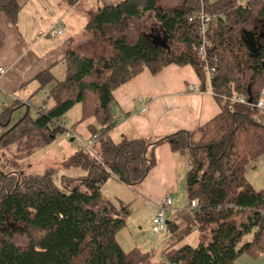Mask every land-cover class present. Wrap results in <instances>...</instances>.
<instances>
[{"label": "trees", "instance_id": "16d2710c", "mask_svg": "<svg viewBox=\"0 0 264 264\" xmlns=\"http://www.w3.org/2000/svg\"><path fill=\"white\" fill-rule=\"evenodd\" d=\"M62 1L72 8L83 0ZM207 2L184 0L165 9L159 0H120L88 13L84 33L93 46L90 54L69 49L66 77L48 94L53 105L41 109L39 118L25 120L49 142L65 132L57 123L80 105L79 122L95 120L86 141L94 146L92 152L80 148L67 165L88 175L69 180L61 191L53 184L52 171L31 176L0 170V264H235L243 254H264V190H256L246 177L249 163L264 155V112L256 107L264 91V0L244 5L239 0ZM23 4L0 0V14L16 24ZM202 10L214 16L208 54L211 60L217 58L211 91L221 113L195 131L157 143H168L187 163L186 194L189 204L198 203L193 218L200 243L170 246L158 262L140 249L123 250L117 236L128 224L129 206H115L102 191L110 177L133 188L156 165L146 140L115 143L109 138L116 125L114 91L145 70L157 75L170 65L192 66L205 89L207 65L198 53L200 22L190 21ZM149 13L161 26L167 47L154 44V38L140 36L130 43L110 34L126 31L132 20ZM246 33L255 38L256 55L245 43ZM2 40L0 29V45ZM38 80L44 88L54 77L47 71ZM240 97L247 103L235 102ZM10 111L0 114L2 127Z\"/></svg>", "mask_w": 264, "mask_h": 264}, {"label": "crops", "instance_id": "0c3cea01", "mask_svg": "<svg viewBox=\"0 0 264 264\" xmlns=\"http://www.w3.org/2000/svg\"><path fill=\"white\" fill-rule=\"evenodd\" d=\"M119 1L83 0L79 5L69 8L62 0H24L16 24L0 14V29L3 33L0 68L6 71L0 76V101L10 105L9 108L0 105L3 108L0 114L11 109L8 120L2 127L0 145L11 131L8 130L9 126L13 125V130L24 125L28 116L32 118V112L34 115L32 120L39 118L41 109L53 105V100L48 98V94L66 77L65 57L69 49L71 47L77 49L85 42L84 29L88 13ZM159 1L165 9L176 8L184 2V0ZM208 1L210 4L221 0ZM248 1L250 0H239V3L244 5ZM148 15L149 19H153L150 21L151 39L164 38L161 26L153 14ZM56 22L63 26L62 35H57L56 29H53ZM131 26L135 28L134 24ZM143 26L144 24L138 27L140 31H133L136 37L133 39V36H130V43H135L143 29L146 30ZM76 29L79 30L77 35L74 33ZM122 36L126 37L125 34ZM47 71L53 75L54 80L41 88L38 76ZM144 106L147 108L145 113L142 112ZM112 113L116 125L110 131L109 138L115 143L124 140H146L152 146L149 153L156 158V165L146 179L133 188L127 187L115 177H110L103 186V193L106 185L113 181L127 190L128 195L121 197L117 194L114 200L108 194L109 198H106L115 206L123 204L130 208L136 201L142 205L147 204L151 212L148 225L151 226L159 206L164 204L168 197L171 198L172 206L166 214V219H169L168 230L166 234L164 233L166 236L156 245V250L152 249L149 252L153 257L155 253L158 258L164 257V251L173 245L175 247L193 246L190 243L198 245L200 233L197 226L191 232H185L180 227L184 222L196 225L186 194L187 163L172 151L168 143L159 145L157 143L181 131H195L221 113V106L211 91L210 82L208 81L204 89L201 79L190 65H170L157 75L145 70L114 91ZM79 115L80 118H76L74 124H71V132L72 137H79L82 142L91 137L88 127L94 124L95 120L79 122L81 111ZM29 124L35 130L32 122ZM72 137L70 140L74 141ZM249 182L254 187V184ZM185 210L189 215L184 213ZM139 223L137 220L136 222L129 220L123 230L129 232L130 226L135 229ZM140 229L142 228L139 227ZM118 241L120 243L119 239ZM130 244L129 241L127 245ZM235 264H264V254L259 257L243 254Z\"/></svg>", "mask_w": 264, "mask_h": 264}, {"label": "rangeland", "instance_id": "374dc122", "mask_svg": "<svg viewBox=\"0 0 264 264\" xmlns=\"http://www.w3.org/2000/svg\"><path fill=\"white\" fill-rule=\"evenodd\" d=\"M148 16L149 15L147 14L140 20H132L129 28L122 33L116 30H111L110 34L113 37H118L125 34V38L130 41V36H133V39H135L136 37L133 31H140L138 27L140 28V26L144 24L143 27H145L146 30L143 29V33L140 36L148 37L151 39L152 36H149L151 34L150 21H152L153 19H149ZM132 24H134L135 28H132ZM55 28L56 27L54 26L53 29ZM78 31L79 30L76 29L74 33L77 35ZM91 47L93 46H91L85 39V42H83V46L78 47L77 49L85 54H90L88 53V51L92 49ZM1 110H3V108L0 106V111ZM80 111L81 106L76 105L67 114V116L63 118L64 120L62 122L67 124L66 130L71 131V124H74L76 118H80ZM31 116L32 118H34L33 112L31 113ZM12 127L13 125L9 126L8 130L11 131L7 136H5L2 144L0 145V170H2L3 172H18L24 175L42 176L47 172L52 171L53 184L61 191H66L65 187L69 185L67 183L69 180H80L88 175L87 172L83 169L67 165L68 158L81 148V141L79 137L74 136L72 137L74 141H71L70 138L67 137L66 132H64L58 133L54 139L47 142L43 139L42 134L39 131L32 129L30 124L26 126V124L24 123V125L15 127L13 130ZM84 141L86 142L87 140ZM246 177L254 184L256 190H264V155L249 163L246 169ZM127 193V190L119 187L116 182L112 181L106 185L103 194L105 197H108L107 195L110 194L112 199L115 200L117 194L122 197L128 195ZM139 203V201H136L135 204L133 203L131 205V209L129 208L131 214L128 218V223L129 220H133L134 222H136L137 220V222H140L139 226L135 229L130 226L128 228L129 232H126L127 230H121L118 239L120 240V245L122 246L123 250L126 252L136 248L141 249L143 253H149L152 249L156 250V245L158 244L160 239L166 236V233L158 235L153 232L152 226L148 225V221L150 218L149 216L151 215L150 207L147 204L142 205ZM185 204L187 205L186 198ZM184 213L186 215H189V212L187 210H185ZM166 220L168 221L169 219ZM139 227H141L142 229L139 230ZM180 227L185 232H191L194 228H196V225L193 226L191 222H184ZM250 238L251 236L245 237L241 245L248 242ZM129 241L131 244L127 245ZM145 242L146 244H144ZM135 243H137L138 245L136 246ZM190 244L194 247L197 246V244ZM154 260L158 262L163 261L164 257L162 256L158 258L157 254L155 253ZM82 261L83 258L79 260V263H82Z\"/></svg>", "mask_w": 264, "mask_h": 264}, {"label": "built area", "instance_id": "2783aa9c", "mask_svg": "<svg viewBox=\"0 0 264 264\" xmlns=\"http://www.w3.org/2000/svg\"><path fill=\"white\" fill-rule=\"evenodd\" d=\"M214 16L207 14L204 10L200 11L198 14L194 15L193 17L190 18V21H194V20H198L200 22L199 25V38H200V44L198 47V53L199 56L205 60V63L207 65V73H208V77H209V82L211 84L212 79L215 77V74L217 72V58L214 57L212 60L209 58V54H208V50L212 47V38L210 35V29H209V25L212 22ZM56 28V34L57 35H62L63 34V26L60 24V22H56L54 25ZM5 70L3 68H0V76L5 74ZM235 102L241 103V104H246L247 101L240 97L237 98L235 100ZM0 105H2L4 108H9L10 105L6 102H1L0 101ZM256 107L264 112V91L262 92L258 102L256 103ZM147 110L146 106H144L142 108V112L145 113ZM58 126L62 129L65 130L66 135L68 138L72 137V132L70 130H66V123L60 122L57 123ZM3 136V128L2 125L0 123V139ZM94 146V141H82L81 142V150L82 151H89L92 152V148ZM172 206V200L171 198H167L165 203L160 205L158 208V211L156 213V215L154 216L153 220H152V229L153 232L158 234V235H162L164 233L167 232L168 230V224H167V220H166V214L167 211L171 208ZM198 207V203L193 200L190 205H189V209L191 210V212H194L195 210H197Z\"/></svg>", "mask_w": 264, "mask_h": 264}, {"label": "water", "instance_id": "95a60500", "mask_svg": "<svg viewBox=\"0 0 264 264\" xmlns=\"http://www.w3.org/2000/svg\"><path fill=\"white\" fill-rule=\"evenodd\" d=\"M245 35H246L245 36V43L247 44V46L249 47L251 52L256 55L257 46H256V41H255L254 36L251 35L250 33H246ZM154 44L159 45V46H163V47H167L166 46V40L164 38H156V39H154ZM54 138L55 137L52 136L51 139H54Z\"/></svg>", "mask_w": 264, "mask_h": 264}]
</instances>
